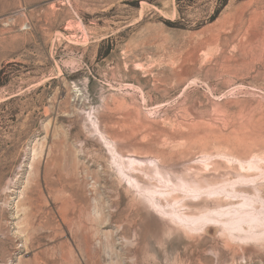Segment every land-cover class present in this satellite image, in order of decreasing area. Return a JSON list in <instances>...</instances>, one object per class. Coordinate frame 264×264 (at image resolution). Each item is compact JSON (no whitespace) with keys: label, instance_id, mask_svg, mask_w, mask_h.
Segmentation results:
<instances>
[{"label":"rangeland","instance_id":"obj_1","mask_svg":"<svg viewBox=\"0 0 264 264\" xmlns=\"http://www.w3.org/2000/svg\"><path fill=\"white\" fill-rule=\"evenodd\" d=\"M150 162L264 199V0H0V264H264V223L153 214Z\"/></svg>","mask_w":264,"mask_h":264},{"label":"bare ground","instance_id":"obj_2","mask_svg":"<svg viewBox=\"0 0 264 264\" xmlns=\"http://www.w3.org/2000/svg\"><path fill=\"white\" fill-rule=\"evenodd\" d=\"M106 144L111 151L114 150V146ZM127 163L129 166H142V162L135 159H129ZM147 165L153 170L151 180L157 186L163 187V190L159 191L166 192V196L163 194L164 192L162 193L164 197H161L162 195L159 197L160 192L159 194L157 192L158 196H155V191L143 189L135 178L125 177L123 182L137 197L147 203L148 209L153 214L164 220L170 228H178L189 234L205 228L204 231L208 235L216 230L221 235L220 237L226 238V242L230 239L246 242L255 239L261 231L263 232L264 228L260 229V232L253 233L257 225L264 223V199L258 191L259 187H255L252 184L253 180L248 177L239 175L232 182L198 185L194 181L174 177L169 172L162 171L156 163L150 162ZM250 165L255 166L256 163L251 161ZM118 167V174L124 176L122 163ZM248 186L255 190L253 195L241 192L240 188H248ZM175 194H182V197L183 194H188V197L189 195L190 197H199V202L196 201L197 203L193 204L189 200L187 203H183L184 200L179 201L182 197H177ZM261 227L263 226L261 225ZM257 240L255 241L258 242ZM250 241L252 242V240ZM239 243L237 242V245Z\"/></svg>","mask_w":264,"mask_h":264}]
</instances>
